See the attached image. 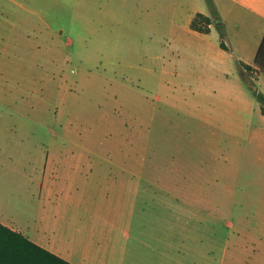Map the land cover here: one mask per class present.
<instances>
[{"label": "rangeland", "instance_id": "obj_1", "mask_svg": "<svg viewBox=\"0 0 264 264\" xmlns=\"http://www.w3.org/2000/svg\"><path fill=\"white\" fill-rule=\"evenodd\" d=\"M205 6L0 0V222L30 232L60 211L86 229L98 214L125 240L129 211H144L136 227L152 243L183 242L187 264L209 244L252 242L264 76L189 32ZM241 218L245 232L230 229Z\"/></svg>", "mask_w": 264, "mask_h": 264}, {"label": "crops", "instance_id": "obj_2", "mask_svg": "<svg viewBox=\"0 0 264 264\" xmlns=\"http://www.w3.org/2000/svg\"><path fill=\"white\" fill-rule=\"evenodd\" d=\"M217 16L216 21L210 25L208 33H199L191 30L190 24L196 14L211 17L209 7L194 10L188 19V30L198 36H213L215 46L225 53V60L233 56L236 59L239 71L244 74L247 70L244 65L251 68L257 76L256 81L261 80L253 64L258 46L264 34V0H212ZM216 23H220L223 37H220L216 29ZM221 42L224 47H221ZM229 52V53H228ZM228 53V54H227ZM232 159V157H230ZM146 185V184H145ZM151 185V182H147ZM134 192H135V184ZM231 192V188L228 189ZM264 197V196H263ZM264 201V198H262ZM65 212H43L40 219L32 227L30 232L3 225L22 233L36 245L52 252L71 264H187L188 259L183 253V242L167 243L162 241L152 243L146 226L136 227V218L146 216V212L129 211L126 226V238L117 231L106 232L96 225L103 215H93L90 228L80 229L79 221L74 217L67 218ZM261 211L258 213V217ZM242 219V218H241ZM246 219L236 220V224L230 222V229L242 233L245 232ZM261 228L256 231V237L252 242L225 241L223 248L216 252L214 245L209 244L210 251L198 254L193 264H264V216ZM110 233V234H107ZM115 233L114 241L111 234ZM125 233V232H124ZM150 235V234H149ZM120 237V238H119ZM152 237V233H151ZM204 249V248H203ZM200 252L202 249H195ZM155 256L157 261H152ZM153 262V263H152Z\"/></svg>", "mask_w": 264, "mask_h": 264}, {"label": "trees", "instance_id": "obj_3", "mask_svg": "<svg viewBox=\"0 0 264 264\" xmlns=\"http://www.w3.org/2000/svg\"><path fill=\"white\" fill-rule=\"evenodd\" d=\"M211 17L203 14H196L192 19L190 28L199 33H208L212 24V17L217 16L212 0H206ZM220 37H223V30L220 23H216ZM221 47H224L221 42ZM254 66L259 74L264 75V34L258 46ZM245 69L251 68L244 65ZM260 100L263 97L257 95ZM0 264H71L52 252L36 245L25 235L0 223Z\"/></svg>", "mask_w": 264, "mask_h": 264}]
</instances>
